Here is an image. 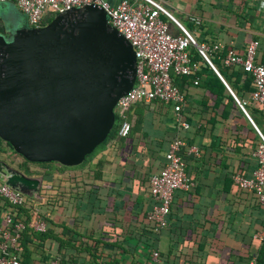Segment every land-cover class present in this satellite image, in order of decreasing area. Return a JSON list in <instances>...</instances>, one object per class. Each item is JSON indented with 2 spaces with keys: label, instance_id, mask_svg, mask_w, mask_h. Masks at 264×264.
<instances>
[{
  "label": "crops",
  "instance_id": "crops-1",
  "mask_svg": "<svg viewBox=\"0 0 264 264\" xmlns=\"http://www.w3.org/2000/svg\"><path fill=\"white\" fill-rule=\"evenodd\" d=\"M117 1L110 0L111 3ZM154 1L191 32L199 44L210 47V53L216 50L225 51L226 54L232 49L237 56L243 57L248 43L256 41L253 61L264 66V12L257 10L253 2ZM191 16L199 18L201 23L198 27L189 22ZM186 25L191 28L188 29ZM233 68L242 71L240 66ZM224 83L228 93L240 104ZM240 85L248 89L247 85ZM194 86L189 89L191 96L185 99L181 109L189 126L181 155L183 160L188 161L187 177L193 183L192 191L190 194L184 190L174 192L167 226L158 233L151 234L143 230L144 218L151 210L152 203L149 194L145 195L138 186L143 181L140 178L151 174L150 164L144 155L147 149L160 147L159 150L163 152L173 137L175 127L170 105H167L164 115L142 104L131 107L128 121L135 133L130 139L131 146L128 144L129 148H124L130 156L127 162L120 150L113 153L110 145H106L85 166L64 170L58 166L40 168V173L49 172L48 176L44 179L39 175L34 176L42 179V185L50 186L47 193L38 192L34 197L39 206L47 201L52 205L47 214L57 224L53 227L54 233L61 234L63 240L78 249L95 250L92 251L95 255L93 259L81 250L61 249L63 258L70 264H172L179 260L180 249L191 257V263L188 264H247L242 258L248 256V238L258 241L264 239V207L253 202L251 204L249 196L239 194L232 183L231 174L234 166L242 160L247 166L243 175L250 178L256 167L255 159L252 155L251 158L239 156L226 161L225 168L216 165L214 154L221 152L220 147L225 141L222 136L223 122L216 117L213 124L208 123L211 114L204 107L208 99L202 96V88ZM249 88L252 92V83ZM244 111L246 123L242 122L243 125L251 126L257 137L264 139L259 130L264 129V115L255 112L251 118ZM162 152L153 162L154 168L164 164ZM134 160L137 164L133 163ZM99 161L102 165L96 168ZM90 168L99 170V179H92ZM106 218L117 219L116 228L110 225L105 227L103 222ZM61 224L68 228L64 233L59 227ZM51 247L54 248V245ZM153 253L158 254L156 261L153 260ZM32 261L38 264L35 259ZM252 262L254 259L249 264Z\"/></svg>",
  "mask_w": 264,
  "mask_h": 264
},
{
  "label": "water",
  "instance_id": "water-1",
  "mask_svg": "<svg viewBox=\"0 0 264 264\" xmlns=\"http://www.w3.org/2000/svg\"><path fill=\"white\" fill-rule=\"evenodd\" d=\"M0 140L29 164L77 167L107 138L135 81L133 48L86 5L43 26L0 25ZM41 178L0 161V181L33 197Z\"/></svg>",
  "mask_w": 264,
  "mask_h": 264
},
{
  "label": "built area",
  "instance_id": "built-area-1",
  "mask_svg": "<svg viewBox=\"0 0 264 264\" xmlns=\"http://www.w3.org/2000/svg\"><path fill=\"white\" fill-rule=\"evenodd\" d=\"M248 1L253 2L257 10L264 12V0ZM7 2L15 6L25 17L27 25L32 28L40 27L45 19H52L55 15L73 8L94 5L103 10L108 25L128 41L136 58L134 84L124 96L117 100L115 105V108H118L116 113L119 119L118 137L127 136L131 129V124L126 117L128 109L136 103H149L153 100L170 105L178 127L184 130L189 128L181 116L184 96L175 86L174 77H187L198 71L197 64L189 57L191 47L197 50L200 57L224 83L208 59L211 52L210 47L197 43L192 33L174 20L168 11L154 0H118L116 3H111L110 0H0V4ZM188 20L194 26H199L201 23L199 18L193 16ZM256 47V41H250L243 57L237 56L232 49H229L222 59V64L226 67L240 66L252 80L251 100L264 106V66L255 64L253 61ZM193 84L197 85V80L193 81ZM239 107L246 114L241 104ZM184 146L181 140L170 142L164 154L163 167L158 173L149 177L148 186L152 208L146 214V219L156 231L167 226V217L170 213L174 192L186 191L193 185L186 175V165L181 155V149ZM254 155L257 158V167L253 170L251 177L246 178L236 174L232 177V181L239 189L254 192L258 203L264 207L263 138ZM49 190L48 184H41L38 192L45 194ZM0 196L12 206L21 205L25 198L2 181L0 182ZM30 227L37 233H43L47 228L44 218L36 207L30 214ZM23 230L22 220L17 219L14 214L2 213L0 217V264H22L19 239ZM256 238L259 237L256 236ZM152 256L156 261L158 254L153 253ZM62 258L60 256L50 258L47 264H70Z\"/></svg>",
  "mask_w": 264,
  "mask_h": 264
},
{
  "label": "trees",
  "instance_id": "trees-1",
  "mask_svg": "<svg viewBox=\"0 0 264 264\" xmlns=\"http://www.w3.org/2000/svg\"><path fill=\"white\" fill-rule=\"evenodd\" d=\"M50 20L51 18H47L40 25L43 26L46 23H48ZM168 23L170 26H172L170 22ZM187 28L190 29L191 27L187 26ZM196 42L199 43L197 40ZM224 55H225V51L219 52L215 50L208 55V59L211 62V64L215 67V69L218 71L219 75L226 82L230 90L234 93L237 100L240 102L243 108L247 111L249 116L252 118L251 114L253 115L255 112L261 116L262 114L264 115V106H262L258 102L251 100L249 96L251 94V89L249 88V84L252 83L251 78L248 77V74L244 73L243 71L238 72V70H236L233 67L224 66L222 64V59L224 58ZM189 57L192 62H195L197 64L198 71H196L191 76L174 77V84L176 87H178L179 91L183 94L184 103H185V99L191 96L189 89L191 88V86H193V81L197 80L198 81L197 85H195L194 87L202 88L203 90L202 96L208 99L207 102L204 104L205 105L204 107H206L207 110L209 109L208 111L211 114V117L209 118L208 123L213 124L212 121L216 117L219 118L218 120L223 122L222 123V136L224 137L225 141L224 143L222 142L223 144L220 147L221 152L218 153L217 155L214 154L213 161L216 163L218 167L225 168L227 166L226 161H228L229 159L233 157L244 156V157L251 158V155H252L253 160L255 159L254 163L257 167V158L255 157L254 153L257 147L261 144V139L257 137V134L254 133L251 126L243 125L242 122L246 123V120L238 104L235 102L232 96L228 93V91L226 90V88L224 87L220 79L214 74V72L211 70L209 65L200 57V55L198 54L197 50L194 47H191L189 49ZM241 83L243 86L247 85L248 89L242 88V86L240 85ZM209 102H212V104H210ZM136 104H142L148 107L153 112L158 113L159 115H164L166 113L167 105H168L166 103H163L157 100L155 101L153 100L149 103H136ZM131 107L126 112L127 120H128V112L131 109ZM172 116H173V123H174L175 131H174L173 137L167 143L169 144L170 142L174 140H181L185 144L187 130L179 128L177 123L175 122L173 113H172ZM181 116L183 120L185 121L184 119L185 115L182 111H181ZM118 122H119V119H118L117 114L115 113L114 114V125L111 131L109 132L105 141L101 145H99L96 149H98L97 151H99L104 146L110 145V148L113 150V153H115V150L116 152L117 150H120V153L122 152V157L125 158V161L127 162L130 156L125 152L124 148L126 149L127 147L129 148V145L131 146L130 139L135 132H133V129L131 126V129L127 136L123 138L118 137L117 136ZM259 127H261L260 124H259ZM259 130L264 136V129H259ZM121 142L124 147L122 145L120 146ZM168 144L163 150V152L162 150H159L160 147H157L154 149H151V148L147 149L148 152L144 154L146 155V161H148L150 164L149 174L150 173L151 174L149 175V177L152 174L159 172L161 168L163 167V165L159 166V168L157 166L156 168L158 169H156L152 165H153V162L154 161L156 162V160L158 159L159 153L162 152L163 155L166 153ZM145 145L148 146L147 144ZM119 146L121 147L120 149H119ZM6 148H8L11 151L8 144L0 140V152L1 151L7 152ZM95 150L90 155L86 156L83 163L79 166L87 165L92 160L93 156L95 155ZM184 162L187 166L188 161L184 160ZM133 163L137 164L136 160H134ZM22 164H25L23 165L24 172L22 173L28 177H34V176L39 175L41 176L42 179H44L49 174V172H46V171L44 173H40L39 170L33 171L32 173V171H30L28 167H26L27 164L29 163L23 160ZM33 165H37L39 168H42V169L50 168L52 167V165L58 166V168L61 170L69 168V167H63L57 163H37ZM101 165H102V162L99 161L95 167L99 168ZM246 167H247L246 163L240 160L239 164L237 166H234L233 172L231 174V178L236 174L244 177L243 174L246 170ZM70 168H73V167H70ZM90 171H92L93 180L100 178L101 175L98 169L95 170L94 168H90ZM185 171H186V175L188 176L189 173L187 172V168H185ZM149 177L148 175H146L140 178L143 181L141 185L138 186L139 190H142L145 192V195L149 194V186H148ZM233 185L235 186L239 194H246V196H249L251 198V199L249 198L251 204L253 202L256 205L261 206L258 203L257 197L254 194V192L239 189L234 183ZM191 191H192V187L186 190L188 194H190ZM47 202L39 206L36 204L35 198L25 197L21 205L12 206L11 204L8 203L7 200L3 199L0 196V217L3 212H8L9 214H12V215L14 214L17 219L22 220L24 223V230L21 232L20 239H19L21 263L30 264L32 262L33 264L32 260L35 259L38 262V264H47L50 258H54L57 256H60L62 258L63 256L61 253V249L65 250L67 248L73 249L74 251H79V250L84 251L88 255L92 256L93 259H95V255L92 253L94 248L78 249L76 248L75 245H72L68 243L67 241L63 240L61 234L57 235L54 233L53 227L57 226V224L55 222H52L50 218H48L47 213H49L50 207H52V205ZM151 203H152V200H151ZM34 207H38L39 214L44 218L47 224V228L45 232L43 233L34 232L30 227V214H31V211L34 209ZM103 223L105 224V227L107 225H110V227H115V224H117L118 221L117 219L106 218ZM121 223L123 222L121 221ZM143 223H144L143 230H146L147 233L154 234L160 231V230H157V231L154 230V226L146 219V215H145ZM59 227H61V229L63 230V233L68 229L63 224L59 225ZM119 229H122V228H119ZM248 240H249V245L247 249L248 256L243 257L242 259H245L246 260L245 262H247V264H249V261L251 259H254V264H264V239L258 241L255 238L250 237L248 238ZM52 244L54 245V248L51 247ZM178 252H179V256H178L179 260L177 261V263L175 262L172 264L191 263L190 256L183 254V251L181 249L178 250Z\"/></svg>",
  "mask_w": 264,
  "mask_h": 264
},
{
  "label": "rangeland",
  "instance_id": "rangeland-1",
  "mask_svg": "<svg viewBox=\"0 0 264 264\" xmlns=\"http://www.w3.org/2000/svg\"><path fill=\"white\" fill-rule=\"evenodd\" d=\"M25 22H26L25 17L15 8V6L12 3L9 2L3 5L0 4V25L4 26L6 30L7 29L14 30L16 27L21 26ZM117 112H118V108L116 107L114 108V113H117ZM6 150L7 152H10L8 155L7 162L11 164L12 167L18 168L19 170L24 172L23 165H25L26 163L22 164L23 159L19 157L18 155L13 154L8 148H6ZM97 150L98 149L95 150V154L97 153ZM52 166H55V165H52ZM26 167H28V169L32 171V173L33 171L40 170V168L37 165H33V164H27Z\"/></svg>",
  "mask_w": 264,
  "mask_h": 264
},
{
  "label": "flooded vegetation",
  "instance_id": "flooded-vegetation-1",
  "mask_svg": "<svg viewBox=\"0 0 264 264\" xmlns=\"http://www.w3.org/2000/svg\"><path fill=\"white\" fill-rule=\"evenodd\" d=\"M7 159H8V154H5V153L0 152V161L5 162L8 166L12 167L11 164H9L7 162ZM12 168L22 173V171L19 170L18 168H15V167H12Z\"/></svg>",
  "mask_w": 264,
  "mask_h": 264
}]
</instances>
